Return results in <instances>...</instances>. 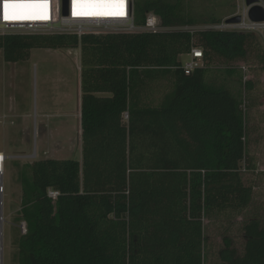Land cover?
<instances>
[{
  "label": "trees",
  "instance_id": "16d2710c",
  "mask_svg": "<svg viewBox=\"0 0 264 264\" xmlns=\"http://www.w3.org/2000/svg\"><path fill=\"white\" fill-rule=\"evenodd\" d=\"M150 13L177 30L0 36L7 62L32 49L80 48L82 56L83 162L22 167L18 264H208L205 222L233 221L251 207L242 165L254 168L244 113L254 85L235 65L254 53L264 64L261 38L180 29L225 23L235 0H135L138 25ZM195 48L203 66L186 74L180 58ZM241 229L243 252L225 237L222 264H264V219H244Z\"/></svg>",
  "mask_w": 264,
  "mask_h": 264
},
{
  "label": "rangeland",
  "instance_id": "374dc122",
  "mask_svg": "<svg viewBox=\"0 0 264 264\" xmlns=\"http://www.w3.org/2000/svg\"><path fill=\"white\" fill-rule=\"evenodd\" d=\"M235 4L237 9L243 8L245 0H235ZM187 28L192 31L204 27ZM255 34L264 47V33ZM7 35L53 37L19 33L0 36ZM255 55L252 54L250 62L235 65L242 68L246 80L254 85V90L246 92L244 97L247 160L254 168L247 171V165H242L245 183L254 190L253 203L243 216L233 221L210 225L205 222L209 236L208 264H222L219 254L225 237L232 238L239 252H243L241 221L252 217L264 219V64ZM81 57L80 48L32 49L26 60L13 63L6 61L3 52L0 54V154L7 157L3 167L5 192L1 197L3 264H18V243L26 232L21 217L22 167L48 159L82 162L79 112L77 114L80 93L82 99ZM180 59L185 63L189 57L185 55ZM211 67L224 69V65L219 64ZM162 93L160 89L154 92L155 104L162 100ZM47 115L48 119L43 121L42 117ZM47 123L51 130L45 134L42 125ZM79 184L81 186L82 181ZM51 191L54 189L49 188Z\"/></svg>",
  "mask_w": 264,
  "mask_h": 264
},
{
  "label": "built area",
  "instance_id": "2783aa9c",
  "mask_svg": "<svg viewBox=\"0 0 264 264\" xmlns=\"http://www.w3.org/2000/svg\"><path fill=\"white\" fill-rule=\"evenodd\" d=\"M4 0H0V35L7 33L19 34H47L53 36H77L84 35L106 36L114 34H140L157 33L175 28H167L162 25L160 18L154 13L147 15L144 25H138L135 18V0H124L122 14L104 15H82L78 12L74 14L73 0H49V11L47 19H9L4 18ZM258 5L264 8V0H259ZM250 7L246 5L237 9L234 15H240L242 22L236 25L223 23L218 26L204 27V29L225 30L237 32L264 33V22L253 23L249 20L248 13ZM187 30L188 28H180ZM189 30V29H188ZM229 31V30H225ZM189 60L184 63L186 74H191L195 69L203 66V53L199 48L193 49L188 55ZM7 162V157L4 163ZM0 161V200L4 195V172L1 171ZM49 196L54 200L59 196L58 192L51 191ZM25 226V225H24ZM26 233V232H25Z\"/></svg>",
  "mask_w": 264,
  "mask_h": 264
},
{
  "label": "snow or ice",
  "instance_id": "6c2138e0",
  "mask_svg": "<svg viewBox=\"0 0 264 264\" xmlns=\"http://www.w3.org/2000/svg\"><path fill=\"white\" fill-rule=\"evenodd\" d=\"M124 0H73L74 14H122ZM4 18L47 19L49 0H4Z\"/></svg>",
  "mask_w": 264,
  "mask_h": 264
},
{
  "label": "water",
  "instance_id": "95a60500",
  "mask_svg": "<svg viewBox=\"0 0 264 264\" xmlns=\"http://www.w3.org/2000/svg\"><path fill=\"white\" fill-rule=\"evenodd\" d=\"M67 3V0H65ZM259 0H245V5L250 7L248 17L249 20L253 23H262L264 22V8L258 5ZM242 22V17L240 15L233 16L226 20L227 25H236Z\"/></svg>",
  "mask_w": 264,
  "mask_h": 264
},
{
  "label": "bare ground",
  "instance_id": "6f19581e",
  "mask_svg": "<svg viewBox=\"0 0 264 264\" xmlns=\"http://www.w3.org/2000/svg\"><path fill=\"white\" fill-rule=\"evenodd\" d=\"M6 158V156H4V154H0V161L2 162L1 163V171H3V167L5 165L4 163V159ZM4 172V171H3ZM2 207H3V203H2V200H0V264H3V229H2V226H1V223L3 221L2 219Z\"/></svg>",
  "mask_w": 264,
  "mask_h": 264
},
{
  "label": "crops",
  "instance_id": "0c3cea01",
  "mask_svg": "<svg viewBox=\"0 0 264 264\" xmlns=\"http://www.w3.org/2000/svg\"><path fill=\"white\" fill-rule=\"evenodd\" d=\"M81 106H82V104H81V93H80V101H79V108H78V110H77V114H78V112H79V114H78V118H79V120H80V130H81V135H80V142H81V147H82V162H83V141H82V129H81ZM66 115V113L64 114V116ZM48 116L49 115H47V116H43L42 117V120L43 121H46V119H48ZM60 117H62V114H60L59 115ZM63 116V117H64ZM65 118V117H64ZM66 121V120H65ZM43 126V131H44V133L45 134H48L49 133V131L51 130V128L49 127V125H48V123L47 124H43L42 125ZM46 152H48L47 150H46ZM82 162H81V164H82Z\"/></svg>",
  "mask_w": 264,
  "mask_h": 264
}]
</instances>
